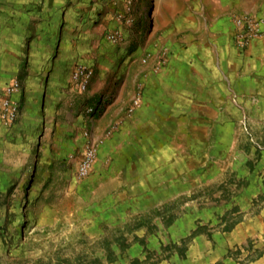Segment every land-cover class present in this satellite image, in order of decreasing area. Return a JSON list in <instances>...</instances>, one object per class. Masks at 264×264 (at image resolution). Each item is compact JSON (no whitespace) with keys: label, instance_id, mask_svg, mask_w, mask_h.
<instances>
[{"label":"crops","instance_id":"0c3cea01","mask_svg":"<svg viewBox=\"0 0 264 264\" xmlns=\"http://www.w3.org/2000/svg\"><path fill=\"white\" fill-rule=\"evenodd\" d=\"M181 1L178 20L160 33L167 54L144 68L140 36L122 35L115 0L26 2L33 9L0 50V110L6 87L22 85L12 97L16 124L0 121V154L12 162L35 150L77 172L89 132L99 143L89 180L110 179L122 197L149 202L150 180L187 184L235 121L263 120L264 0ZM238 15L261 20L263 34L244 47ZM79 64L94 70L85 93L71 82Z\"/></svg>","mask_w":264,"mask_h":264},{"label":"rangeland","instance_id":"374dc122","mask_svg":"<svg viewBox=\"0 0 264 264\" xmlns=\"http://www.w3.org/2000/svg\"><path fill=\"white\" fill-rule=\"evenodd\" d=\"M28 1L0 0V50L4 33L33 9ZM115 2L122 35L140 36L138 66H150L154 53L164 57L160 33L178 20L172 8L182 1ZM13 160L0 154V264H264L257 115L235 121L187 184L150 180L149 202L122 197L110 179H80L39 151Z\"/></svg>","mask_w":264,"mask_h":264},{"label":"built area","instance_id":"2783aa9c","mask_svg":"<svg viewBox=\"0 0 264 264\" xmlns=\"http://www.w3.org/2000/svg\"><path fill=\"white\" fill-rule=\"evenodd\" d=\"M234 22L238 31V41L242 47L246 46L251 39L263 34L260 19L250 15H238L235 17ZM111 39L117 41L119 37L118 35H111ZM93 76L94 70L92 67L79 64L72 73L71 82L77 90L85 93L89 89ZM21 89L20 81L14 80L6 87L4 97L1 100L0 121L3 127L7 129L13 127L20 117V106L12 97ZM141 99L142 95L139 93L134 101V108L140 105ZM93 111L94 109L89 110V112ZM85 137L87 138L85 149L77 169V176L80 179L86 178L92 173L99 146V143L91 139L89 132H86Z\"/></svg>","mask_w":264,"mask_h":264}]
</instances>
